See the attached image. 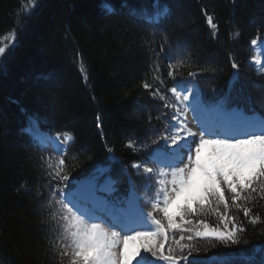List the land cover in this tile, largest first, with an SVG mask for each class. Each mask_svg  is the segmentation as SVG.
<instances>
[{
	"label": "trees",
	"instance_id": "1",
	"mask_svg": "<svg viewBox=\"0 0 264 264\" xmlns=\"http://www.w3.org/2000/svg\"><path fill=\"white\" fill-rule=\"evenodd\" d=\"M32 3L0 0V44L14 35L18 39L0 66V264H59L50 243L57 233L46 223L48 189L40 167L43 156L55 165L57 154L22 131L28 116H35L45 132L74 136L65 156L70 182L89 177L107 162L106 139L119 158L112 175L118 176L115 197L120 200L129 191V176L137 192L146 191L143 176L131 164L163 144L153 143L166 123L156 119L162 102L142 85L153 83L154 75L164 81V91L175 85L167 76L168 56L173 62L184 60L176 80L197 83L202 99L264 117V75L251 63V41L264 36V0H167L171 14L159 26L128 15L121 0H107L115 14H102L108 9L102 0H39L25 16ZM129 3L149 11L153 7L152 0ZM205 11L218 25L215 38ZM230 56L240 65L238 74ZM190 71L197 75L189 76ZM128 140L135 148L126 146ZM261 205L264 201L254 212L264 216ZM206 219L218 224L215 216ZM238 219H244L242 213ZM241 241L232 245L198 238L189 259L251 264L248 258L254 257L258 262L262 253L253 249L264 246V224L249 226Z\"/></svg>",
	"mask_w": 264,
	"mask_h": 264
},
{
	"label": "snow or ice",
	"instance_id": "2",
	"mask_svg": "<svg viewBox=\"0 0 264 264\" xmlns=\"http://www.w3.org/2000/svg\"><path fill=\"white\" fill-rule=\"evenodd\" d=\"M38 2L33 0L31 9L24 15H31ZM102 3L106 5L107 0ZM152 4L149 11L136 8L129 0H121L128 15L159 26L168 19L171 9L167 0H152ZM102 14H115V9L108 8ZM204 15L215 38L218 25L212 15L206 11ZM239 34V31L235 33L237 37ZM257 42L253 39L251 44L255 46ZM17 44L15 35L9 43L0 44V66L10 58ZM160 50L164 51L163 44ZM168 60L167 76L175 81L173 87L162 90L164 81L159 75L153 76V83L145 81L142 85L152 99L162 102L156 119L166 121L164 131L153 140L154 144L164 143L153 148L142 161L131 164L144 178L147 209L139 207L134 213L113 210L118 203L131 201L114 197L118 176L113 177L112 164L119 162V158L106 139L107 162L98 164L85 182H70L65 156L75 143L74 136L57 132L47 134L43 140L32 137L39 147L52 148L57 154L55 165L50 156H43L40 167L46 178L44 187L48 189L46 223L57 233V239L50 243L59 264H133L134 261L135 264L160 261L200 264L195 257L189 259L198 238H214L235 245L242 242L241 237L249 226L264 224L261 212H254L264 201V117L227 124L204 118V113L219 110L223 105L210 104L188 82L176 80L184 60L173 62L171 56ZM251 61L257 72L264 75V61L255 56ZM230 63L238 74L240 65L231 56ZM159 71L157 65L155 72ZM188 75L195 77L197 73L190 71ZM99 120L97 116V127L102 128ZM36 126L38 119L28 116L22 131L31 135ZM126 146L135 148V142L128 140ZM121 172L127 174V169ZM100 177H104L102 183ZM128 183L131 195L135 185L130 176ZM241 213L243 220L238 219ZM209 216H215L218 224H210L206 219ZM253 251L261 252L262 256L258 262L249 257L251 264H264V246H254Z\"/></svg>",
	"mask_w": 264,
	"mask_h": 264
},
{
	"label": "rangeland",
	"instance_id": "3",
	"mask_svg": "<svg viewBox=\"0 0 264 264\" xmlns=\"http://www.w3.org/2000/svg\"><path fill=\"white\" fill-rule=\"evenodd\" d=\"M106 7H108V8H110V6L108 5V4H106L105 5ZM257 45H255V46H253V48H254V56L255 57H257V59H260V60H262V61H264V43H262L261 41H264V36H263V38H259V39H257ZM253 63V62H252ZM257 67V66H256ZM193 89H196L195 88V85L192 87ZM200 93V92H199ZM200 95H201V93H200ZM222 111H216V110H213V111H210L209 112V120H213L215 123H219V124H224L222 121H221V119L222 120H224V121H226V123H227V120L226 119H224L225 117H223L225 114H222L221 113ZM236 112H238V111H236ZM240 112V111H239ZM228 113H230V112H227V114ZM242 113V112H241ZM219 114V116H220V118H219V116L218 117H214V116H217ZM240 114V113H239ZM243 114V113H242ZM211 115V116H210ZM244 115V114H243ZM245 116H247V115H245ZM249 117H253V116H249ZM240 120H242L241 118H240ZM231 122V121H230ZM174 123V122H173ZM31 133L32 134H34V135H39L40 134V132L38 131V126H36V127H33L32 128V130H31ZM150 166H152V165H150ZM103 180H104V177H100V180H99V182H103ZM84 181H86V180H84ZM147 195H152V193L151 192H147ZM145 196H146V191H144V192H142L141 194L140 193H138V195L137 194H135V200L136 201H134L132 198H131V200L132 201H134L133 203H130V204H128L127 202H124V203H122V204H117V207L116 208H114L113 210L114 211H116L117 213H131V211H132V207L135 205L136 207L137 206H139L138 205V203H142V204H146L145 203ZM129 197H130V195H129ZM127 198V200H130V198ZM131 201V202H132ZM132 204H133V206H132ZM130 247H132V245H130ZM142 255H144V253L142 252ZM133 264H135V261L133 262ZM158 264H163V262L162 261H160V262H158Z\"/></svg>",
	"mask_w": 264,
	"mask_h": 264
},
{
	"label": "bare ground",
	"instance_id": "4",
	"mask_svg": "<svg viewBox=\"0 0 264 264\" xmlns=\"http://www.w3.org/2000/svg\"><path fill=\"white\" fill-rule=\"evenodd\" d=\"M196 90H198V89H196ZM222 114H225L223 117H225L224 119H226L227 120V123H231V122H235V121H239L240 120V118L242 119V120H244V119H260V117H258V116H253V117H249V116H245V115H243L241 112H236V111H232V112H230V113H228L227 114V112H225V111H222L221 112ZM240 113V114H239ZM209 112H206V113H204V118H206V119H208L209 120ZM211 116V115H210ZM231 121V122H230ZM190 127L192 126V125H189ZM195 130V129H194ZM44 138V137H43ZM81 182H85L84 180L83 181H81ZM135 196V194H131L130 195V201H132L131 200V198L134 200V201H136L134 198ZM134 201H132L131 203H133ZM129 204V203H128ZM139 205V204H138ZM132 206H133V204H132ZM139 207H141L140 205L139 206H133L132 207V211H131V213H134ZM129 213V212H128Z\"/></svg>",
	"mask_w": 264,
	"mask_h": 264
}]
</instances>
